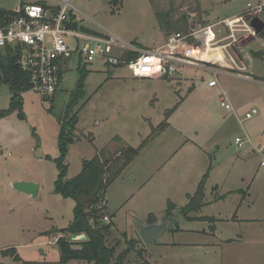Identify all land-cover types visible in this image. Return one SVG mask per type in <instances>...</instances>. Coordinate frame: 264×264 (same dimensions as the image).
<instances>
[{
    "label": "rangeland",
    "instance_id": "rangeland-1",
    "mask_svg": "<svg viewBox=\"0 0 264 264\" xmlns=\"http://www.w3.org/2000/svg\"><path fill=\"white\" fill-rule=\"evenodd\" d=\"M47 1L64 4L63 0ZM248 1L255 2L200 0L199 16L207 23L217 22L243 13ZM21 2L0 0V7L16 11ZM69 2L81 24L104 36H118L121 43L146 50L165 41L149 0ZM187 7L185 3L181 13ZM259 17L264 20V13ZM245 38L240 39L245 48L242 55L255 69L249 71L252 80L209 63H204L206 68L186 67L185 72L171 77L138 78L128 68L72 59L53 102L56 113L49 110L53 97L33 89L24 92L23 117L17 110L0 117V264H89L86 260L60 262L57 242L63 232L59 230L74 219L75 201L55 190L60 173L57 159L61 157L59 117L77 87L82 67L88 70L85 96L74 107L80 111L79 120L63 161L68 165V178L78 175L85 160L99 149L115 153L128 145L138 147L151 135L152 125L169 123L107 191L109 209L103 221L113 223L108 244L119 254L129 241H137L126 264H169L166 257L179 252L181 242L203 238L204 232L192 229L205 228L207 234L220 229L224 235L236 230L226 223L218 228L211 220L188 219L180 223L179 230L161 236V244L148 245L140 237L138 226L150 213L164 217L171 201L177 205L174 213L189 203L186 194L196 190L209 167L207 202L218 194L217 186L226 198L206 204L193 215L221 213L226 218L232 212V201H242L229 191L243 187L249 202L243 201L239 214L248 219L264 217V40L259 35ZM214 69L219 70L218 75ZM216 76L218 84L210 86L209 80ZM224 91L232 110L220 105ZM11 99L10 87L0 83V115L10 109ZM254 108L258 113L247 118L246 113ZM236 137H242L244 144L240 146ZM17 181L37 183L38 195L14 189ZM13 247L15 253L6 252Z\"/></svg>",
    "mask_w": 264,
    "mask_h": 264
},
{
    "label": "built area",
    "instance_id": "built-area-1",
    "mask_svg": "<svg viewBox=\"0 0 264 264\" xmlns=\"http://www.w3.org/2000/svg\"><path fill=\"white\" fill-rule=\"evenodd\" d=\"M63 2V5L27 4L16 10L17 17L0 24V50L9 45L20 48V66L30 74L32 89L44 97L56 94L72 59L88 65L100 62L108 68H128L138 78L171 77L185 72L186 67L206 68L204 63H209L228 68L244 79H253L242 55L245 48L240 39L258 36L250 22L264 13V0L248 1L246 12L217 22L200 23L190 33H172L163 44L146 50L121 43L118 36L71 26L73 5L69 0ZM133 52L140 54L131 59ZM214 71L218 75L219 70ZM217 84V76L209 80L210 86ZM220 105L232 110L225 91L220 96ZM256 113L258 110L254 108L246 117ZM244 141L236 137L240 146ZM261 165L264 166V160Z\"/></svg>",
    "mask_w": 264,
    "mask_h": 264
},
{
    "label": "trees",
    "instance_id": "trees-1",
    "mask_svg": "<svg viewBox=\"0 0 264 264\" xmlns=\"http://www.w3.org/2000/svg\"><path fill=\"white\" fill-rule=\"evenodd\" d=\"M158 19L161 31L167 37L175 32L190 33L198 24H207V20L200 17V0L187 2L183 0L178 3L177 0H166L168 4L163 6L165 0H149ZM44 5L46 3L41 2ZM188 4L186 11L181 13L184 4ZM195 11V12H193ZM195 17L192 19V16ZM70 25L80 27L86 31H90L81 26L77 21L74 13L70 14ZM17 17L16 11H9L0 7V24H6L13 18ZM264 40V31L259 35ZM139 52H133L130 58L139 56ZM81 75L76 89L71 93V100L66 105L63 114H60L59 122L61 131L59 134V147L61 157L58 158L60 173L56 181L55 190L65 197L73 198L75 201L74 219L65 228L59 231L63 235L58 239V246L61 251V263H68L71 260H86L89 264H126L129 253L133 249L135 239L129 241L130 245L121 253L117 254L115 246L108 244V236L112 230V222L103 221L108 216L107 191L110 185L115 182L124 172V170L141 154L143 149L154 140L162 131H164L169 123L163 121L159 126L152 125V133L145 139L141 145L134 147L128 145L119 151L112 153L109 149H99L97 154L90 160H85L82 171L73 178H68V165L64 164L70 143L74 139L73 130L79 120L80 111H74V107L85 96V79L88 76L86 67L80 68ZM0 83L7 84L12 92L11 107L8 111L1 113L0 117L8 115L10 112L17 110L19 115L23 117V93L32 89L31 76L20 66V48L7 46L0 50ZM59 88L56 92L58 93ZM50 105V112L55 111V97ZM212 167L204 174L197 190L190 195L189 203L179 209L188 219L213 220L209 216H188L190 213H196L206 204V183L209 172ZM240 192V191H239ZM225 196H219L218 199ZM104 201L106 203H104ZM177 205L170 202L167 214L171 215ZM113 215V214H112ZM111 215V216H112ZM149 222L157 220L155 214H150L147 218ZM84 234L85 240H72V236ZM7 253H15L16 249L9 248ZM19 259V255H16Z\"/></svg>",
    "mask_w": 264,
    "mask_h": 264
},
{
    "label": "crops",
    "instance_id": "crops-1",
    "mask_svg": "<svg viewBox=\"0 0 264 264\" xmlns=\"http://www.w3.org/2000/svg\"><path fill=\"white\" fill-rule=\"evenodd\" d=\"M33 2H40V3L44 2L46 4L48 3V4L60 5L56 3H51L47 0H28V1L22 0L21 4L18 5L16 10H18L22 6H25ZM74 14L77 18L76 13ZM207 14L209 17H212L210 16L212 15L211 11H207ZM77 21L80 23L81 26L85 27L86 29H89L83 24H81L78 18ZM250 67L251 64H248L249 71L255 70L254 68H250ZM198 185L195 188L196 190L198 188ZM216 189L218 190V194L208 204H211L213 202L215 203L221 202L223 199H218V197L223 195L226 196V193L223 192L222 189L219 190L218 186L215 187V190ZM195 191L193 193L186 194L188 200L190 199V195L194 194ZM229 192L240 195L241 196L240 199H242V201L238 199L237 200L234 199L232 201L231 203V206L233 208L232 212L229 215L225 216L226 218H223L221 213L220 216H215V215H202V216H209L214 218L211 221L209 220L210 221L209 223L214 225L216 224L215 227L219 228L220 223L222 224L226 223L229 224L228 225L229 228H235L236 230L234 232H231L230 235H226L227 233H230L229 231L224 235L225 233L224 230L220 231V229L219 230L215 229L213 233H209V234L206 233L207 231L205 228L202 230L192 229L191 231L204 232V234L202 235L203 238L199 240H193V241L185 240V242H181L180 243L181 247H178L180 248V251L175 253L174 255H170L167 257L165 256L166 258H168L166 262H168L169 264H264V228L258 227V226L264 227V217L248 219L245 218L246 216L239 214L240 208H242L240 205H242L243 201H245L246 199L247 202H249V199H247L246 197L247 195L246 192L248 191H246L245 188L241 187L231 190ZM250 195L251 194H249V196ZM235 196L236 195H234V198H237ZM107 201H108V209H109L108 198Z\"/></svg>",
    "mask_w": 264,
    "mask_h": 264
},
{
    "label": "water",
    "instance_id": "water-1",
    "mask_svg": "<svg viewBox=\"0 0 264 264\" xmlns=\"http://www.w3.org/2000/svg\"><path fill=\"white\" fill-rule=\"evenodd\" d=\"M195 17L192 16V19ZM252 28L255 30L256 35H260L264 31V20L260 17H254L250 22ZM13 188L36 197L39 191V185L32 181H17L13 184ZM193 216V213L188 215ZM188 218L181 212L172 213L164 217H157L156 221L149 222L148 220L142 221L138 226L141 239L148 245L161 244V236L166 232L176 230L180 227V223ZM72 240L86 239V235L79 234L72 236Z\"/></svg>",
    "mask_w": 264,
    "mask_h": 264
}]
</instances>
